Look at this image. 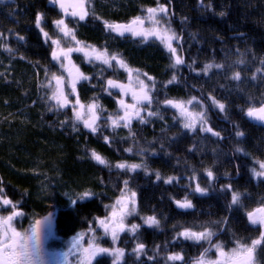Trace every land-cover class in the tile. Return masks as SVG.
Masks as SVG:
<instances>
[{
	"label": "trees",
	"instance_id": "1",
	"mask_svg": "<svg viewBox=\"0 0 264 264\" xmlns=\"http://www.w3.org/2000/svg\"><path fill=\"white\" fill-rule=\"evenodd\" d=\"M157 3L168 7V21L182 37L174 44L182 65L173 67L171 54L154 37L119 36L105 28V21L127 23ZM88 10L80 21L65 19L51 0H0V186L8 198L20 201L24 215L16 218L17 228H30L51 214L53 236L45 246L65 250L68 239L95 229L96 218L108 215L105 206L115 202L127 181L136 193V211L125 222L140 227L121 237L125 255L118 264H193L209 244L178 237L185 228H211L212 242H222L225 250L235 247L237 239L250 243L258 238L261 229L248 222L246 212L264 203V177L251 171L259 169L257 161H264V127L249 122L244 113L264 102V0H90ZM37 13H43L40 27L51 39L62 41L53 21L64 18L79 41L122 58L146 83L152 81L142 73L154 78L144 123L114 129L101 119L100 130L92 133L77 121L73 129L71 106L57 109L49 99L55 88L54 80L49 84L51 74L62 75V67L51 56V39L35 24ZM74 59L91 77L77 85L80 101L88 104L95 98L102 116L118 113L115 98L102 89L105 80L123 78L127 72L117 63L108 69L80 54ZM206 64L223 67L204 73ZM235 72L239 80L232 78ZM173 75L176 80L168 83ZM192 97L197 100L187 105L189 110L205 111L207 126L219 136L202 131L199 123L195 130L184 128L179 110L161 103ZM212 97L225 105L224 111ZM149 111L159 115L148 116ZM93 150L111 166L93 160ZM120 162L142 167L118 169ZM168 177L177 179L166 183ZM197 184L206 191L196 192ZM85 190L95 195L71 203ZM233 191L241 194L237 205H231ZM185 197L193 207L178 208L175 201ZM148 216H155L159 225L146 224ZM138 243L145 245L139 256L133 252ZM104 244L112 245L108 240ZM173 253L183 260H168ZM208 257H216L214 248ZM94 264L113 263L103 254ZM255 264H264V246L257 247Z\"/></svg>",
	"mask_w": 264,
	"mask_h": 264
},
{
	"label": "snow or ice",
	"instance_id": "2",
	"mask_svg": "<svg viewBox=\"0 0 264 264\" xmlns=\"http://www.w3.org/2000/svg\"><path fill=\"white\" fill-rule=\"evenodd\" d=\"M52 3L59 6L65 15H71L78 18L80 21L86 19L89 15L88 4L90 0H51ZM144 15L133 17L127 23H109L104 22L105 28L111 32L117 33L119 36H124L126 33L133 37H143L147 40L150 37H154L159 40L160 43L168 50L173 60V67L184 64V59L178 54L177 46H174V41L182 40V37L171 27L168 21L169 9L166 5L157 3L156 7H148L144 10ZM223 15V13H221ZM43 21V13H37L35 17V24L43 33L46 39H51L47 32L41 26ZM145 21L150 23V27H144ZM55 26L59 29V32L63 34V38H70L74 41L77 47H64L61 43V37L51 39L52 45L55 47L51 52L53 60L61 61V67L67 72V82L63 75L51 74V81H55V88L53 89L49 99L55 101L54 107L57 109H63L71 106L73 112V129H76L77 121L83 123L84 127L89 129L92 133H96L100 130V124L98 121L101 119L110 121V126L114 129L123 125L130 128L131 121L133 119H139L141 123H144V117L141 115L142 107L150 105L153 97L151 91L155 88L154 78L148 77L147 73L142 75L148 80L152 81L151 84L146 83L144 79H140L141 73L139 70H135V80L138 85L137 89L132 88L131 83L125 85L119 81L109 79L106 82V87L103 91L108 92L111 95L109 89H119L121 93L127 95L131 93L133 103H126L124 99H118L117 103L119 108L122 109L123 114H113L108 116H102L103 108L97 103L94 98L92 102L84 104L80 101L79 93L77 92V84L80 81H90L91 77L82 73L79 68L72 62L71 54L73 52H82L84 57L89 63L93 61H100L103 65L112 67L113 61H115L121 68H128L126 62L119 58L115 54H109L107 49L100 50L93 45H82V42L76 39L75 29L70 28L65 22L64 18L53 21ZM23 39V37H19ZM7 48L6 45H4ZM8 51H12L10 48ZM67 61V63H64ZM243 63V61H239ZM222 68L220 64H206L202 71L207 73L211 68ZM132 69L128 68L129 80H132ZM261 71V69H257ZM233 79L239 80L240 73L235 72L232 76ZM255 78V76L253 77ZM176 80L175 75L168 83H173ZM70 96H74L75 99H69ZM197 100L196 97H192L188 101H177L172 99H165L161 103L167 106H171L179 110V114L184 118L183 127L191 130H195L197 123H199L201 130L205 132H211L215 136H219L220 133L214 132L210 126H207V116L205 111L192 112L187 105ZM213 104L219 108L220 111L225 110V105L212 97ZM51 110V109H50ZM246 116L264 123V102H261L259 106L255 104L250 105L246 110ZM148 116H157L158 112L147 113ZM67 123V121L61 122ZM107 126V125H105ZM237 136L243 135L242 132H237ZM104 140L109 142V137L105 136ZM126 151H132V149H126ZM242 151V149H237ZM91 158L98 164L110 167L109 162L95 150L90 153ZM259 169L253 168L251 171L255 177H264V161H257ZM118 169L135 170L142 167L140 164L128 165L126 162H120L115 165ZM208 177H213L211 170L207 171ZM157 179H160L159 172L156 173ZM176 177H168L166 183H171ZM127 181H124V189L121 190V195L111 205H106V208H110V212L105 217H97L96 223L103 229L105 235H110L113 243L119 238V233L125 231H131L133 233L140 227L138 224L128 225L125 220L128 216L132 215L136 211V193L127 188ZM2 185V181H0ZM231 188V185L225 186ZM196 192L204 193L206 189H203L196 185ZM90 190H85L82 193L76 194V199H72L71 203L75 204L77 200H84L94 196ZM241 194L238 192H232L231 205H237L240 203ZM178 207L191 208L192 202L186 197L184 200L175 201ZM20 201H13L7 197L4 188L0 186V264H45L43 259V229L45 221H50L49 217H45L44 220H35L30 226V229L23 231L18 230L14 224L17 217L23 216L24 213L19 207ZM230 205V206H231ZM3 211H7V215L3 214ZM247 220L251 225H258L261 229L259 237L252 239L250 243L243 242L239 239L235 241V247L225 250L222 242H212V237L215 232L209 228L204 227L202 231H194L191 228H185L182 232L177 233L178 237H183L195 242L206 241L209 244L208 248H205L203 252L197 257L193 264H255V253L258 246H264V203H261L258 207L246 212ZM144 222L149 226H158L159 221L155 216H148L144 219ZM89 232L95 233L96 229L89 228ZM83 238V234H78L75 238L77 241ZM97 237L93 235L89 240L86 247L79 248L81 255L78 259V264H94V261L98 256L108 254L114 257L113 264H118L125 255L123 248H106L100 246L97 242ZM145 245L138 243L133 249V252L139 256L144 251ZM216 250V257H208V253L211 249ZM153 259V257H149ZM171 261L183 260V256L180 253H173L167 257Z\"/></svg>",
	"mask_w": 264,
	"mask_h": 264
},
{
	"label": "rangeland",
	"instance_id": "3",
	"mask_svg": "<svg viewBox=\"0 0 264 264\" xmlns=\"http://www.w3.org/2000/svg\"><path fill=\"white\" fill-rule=\"evenodd\" d=\"M61 12H62V10H61ZM66 16H68V15H66ZM65 19H67V18H65ZM120 23H125V22H120ZM144 27H150V23L148 21H145ZM61 35L63 37V34L62 33H61ZM75 35H76V33H75ZM76 39H77V37H76ZM175 42L176 41H174L173 43L175 44ZM61 43H62V46H64V47H69V46H71V47H77V45L75 44V42L74 41H71L70 38H62ZM82 45H90V44H88L86 42H82ZM75 54H80V55H82L84 57V54L82 52H73L71 54V59H72V62L73 63L75 61V59H74V55ZM84 59H86V58L84 57ZM57 62L61 65V61H57ZM93 62H98L99 65H102L103 67H106L108 69H111V67H108L107 65H103L100 61H93ZM113 64H115V61H113ZM62 75L65 77L66 82H67L68 74H67V72L63 68H62ZM135 76H136V73H134L133 76H132V82L135 83V84H137L136 83V80H135ZM140 79H142V78L140 77ZM106 82H107V80L104 81L105 84H106ZM173 109H175V110L178 111V109H176V108H173ZM121 115H122V113H121ZM3 214L4 215H7L8 213H7V211H3ZM46 217H49V216H46ZM39 220H44V218L43 219H39ZM14 224H16L15 221H14ZM52 227H53L52 218H50V221H45V224H44V229H43V240L44 241H47V238L49 237V235L53 236V231H52L53 228ZM17 229L23 231V229H19V228H17ZM26 229H30V228H26ZM95 229H96L95 233H92V232H89V231L86 232V233H84L83 234V238L80 239L79 241H77L75 239L77 236H74V237L68 239L66 249L64 250V252H62L61 254H59L57 256L58 257L57 264H78V259H79L80 255H81V253H80V251L78 249L79 248L86 247L87 244H88V242H89V240L92 239L93 235H95L97 237V241L96 242L98 244H100V246H102V247H106V248H114V247L115 248H123L120 245V239H121V237L125 233H127L128 235L131 234V231L121 232V233H119V238L115 241V243H113V241L111 239V236L110 235H105L103 229L98 224H97V226H96ZM107 240L112 244L111 246H109L108 244H104L105 242H107ZM45 244H46V242H45ZM109 256L112 258V263H113L114 257H112L111 255H109ZM55 258H56V256H55ZM52 262L55 263V259L54 258H53Z\"/></svg>",
	"mask_w": 264,
	"mask_h": 264
},
{
	"label": "flooded vegetation",
	"instance_id": "4",
	"mask_svg": "<svg viewBox=\"0 0 264 264\" xmlns=\"http://www.w3.org/2000/svg\"><path fill=\"white\" fill-rule=\"evenodd\" d=\"M53 4H54V3H53ZM55 5H56V4H55ZM56 6L58 7V5H56ZM58 9L60 10L59 7H58ZM60 11H61V10H60ZM62 13H63V12H62ZM63 16H64V18H74V19H78V18H76V17H72L71 15L66 16V15H64V13H63ZM86 18H87V17H86ZM78 20H79V19H78ZM85 61H88V60L85 59ZM64 63H67V61H65ZM74 63H75V65L79 68V70H80L82 73H84V71L81 69V67L79 66V64H77L76 61H74ZM115 64H116V62H115ZM117 66L120 67L118 64H117ZM113 67H114V64H113V66L111 67V69H113ZM120 68H121V67H120ZM121 69H124V70L127 72V75H126L125 77H123V78L121 77V78H118V79L108 78L107 80L112 79V80L119 81L120 83H123V84H126V83L129 84V83H131L132 88L137 89V88H138V85L135 84V83H133L132 80L130 81V80L128 79V78H129L128 69H126V68H121ZM84 74H85V73H84ZM82 81H83V80H82ZM82 81H80L77 85H79ZM109 91L111 92V96L115 98L116 103H117L118 99H124L126 103H133V100H132V97H131V93H128L127 95H125V94L121 93L119 89H116V88L109 89ZM117 106H118V108H119L118 103H117ZM145 106H146V105H145ZM145 106L142 107V112H141V115H142V116L144 115L145 110H146V107H145ZM118 113H119V114H121V113L123 114L122 109L119 108ZM138 120H139V119H133V120L131 121V125H132L134 122L138 121ZM45 242H46V241L43 240V252H44L43 259H44V261H45V264H57V260H58V257H57V256H58L59 254H61L62 252H64V250H61L60 248L49 249V248H47V247L45 246ZM55 256H56V258H55ZM53 258L55 259V263L52 262Z\"/></svg>",
	"mask_w": 264,
	"mask_h": 264
},
{
	"label": "water",
	"instance_id": "5",
	"mask_svg": "<svg viewBox=\"0 0 264 264\" xmlns=\"http://www.w3.org/2000/svg\"><path fill=\"white\" fill-rule=\"evenodd\" d=\"M125 85H127V83ZM257 106H259V104ZM245 113H246V111H245ZM245 113H244V115H245L246 119L249 122H251L252 124H255V125H259V126H263L264 127V123H261L259 121H256V120H253V119L247 117ZM178 208H180V209H189V208H181V207H178ZM212 239H213V237H212Z\"/></svg>",
	"mask_w": 264,
	"mask_h": 264
}]
</instances>
